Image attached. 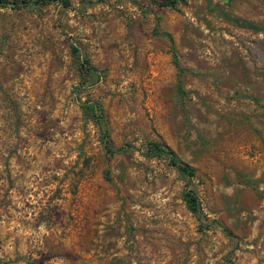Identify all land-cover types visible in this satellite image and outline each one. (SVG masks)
Here are the masks:
<instances>
[{"label": "rangeland", "instance_id": "1", "mask_svg": "<svg viewBox=\"0 0 264 264\" xmlns=\"http://www.w3.org/2000/svg\"><path fill=\"white\" fill-rule=\"evenodd\" d=\"M155 1L0 7V264H264V0Z\"/></svg>", "mask_w": 264, "mask_h": 264}, {"label": "trees", "instance_id": "2", "mask_svg": "<svg viewBox=\"0 0 264 264\" xmlns=\"http://www.w3.org/2000/svg\"><path fill=\"white\" fill-rule=\"evenodd\" d=\"M49 1H53V0H0V7L3 6L4 4H11L15 7H20L23 5H31V4L32 5H43V4H47ZM55 1L58 2L61 6H66L68 4V0H55ZM184 1L185 0H159V1H155V3L158 5H161V6L172 7L176 3H183ZM213 8L218 9L220 14L225 19L234 22L237 26H239L241 28H248V29H251L255 32H259L261 30H264V25L255 24V23H253L247 19H240L239 17H236V16H230L221 7H219L217 4H214ZM172 63L174 65V67L176 68L177 72L180 73L182 71V67L178 64L175 56H172ZM79 66H80L79 69L81 70L82 76H83V74H84V76L86 75L89 78V81H92L94 83L97 79L96 70L92 66H89L87 61H83L82 65L80 64ZM83 69H84V72L82 71ZM83 82H85V77L82 78V83ZM88 108L90 110H92V112H93V109L98 110V114L93 112L91 115L92 116L91 118H93V121L98 128V131H97L98 132V140L101 144L102 150L109 157L114 152H116L117 150L113 149L112 143L108 137L104 121L101 117V109L97 104H90L88 106ZM147 145H148V148L152 152L151 153L152 156L165 155L167 157L168 164L171 165L172 167H174L177 172L181 173L182 175H186V176H192L193 175V168H191L187 164L177 160L173 151L170 148H168V147H166V146H164V145H162L156 141L147 142ZM105 179L108 181L109 177L107 175H105ZM182 199L185 202L189 211H191L193 213H197L198 202H197L196 197L192 191H185L182 194Z\"/></svg>", "mask_w": 264, "mask_h": 264}]
</instances>
